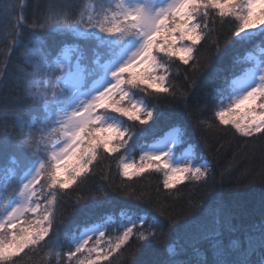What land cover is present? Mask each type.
<instances>
[{
	"label": "snow or ice",
	"instance_id": "obj_1",
	"mask_svg": "<svg viewBox=\"0 0 264 264\" xmlns=\"http://www.w3.org/2000/svg\"><path fill=\"white\" fill-rule=\"evenodd\" d=\"M27 9L0 13V264H264V203L184 201L215 183L193 133L264 183V0Z\"/></svg>",
	"mask_w": 264,
	"mask_h": 264
},
{
	"label": "trees",
	"instance_id": "obj_2",
	"mask_svg": "<svg viewBox=\"0 0 264 264\" xmlns=\"http://www.w3.org/2000/svg\"><path fill=\"white\" fill-rule=\"evenodd\" d=\"M14 2L15 0H0V13H2L6 4ZM26 2L28 4L26 14L28 15L29 19H31L32 5L35 3V0H26ZM221 44H223V38H221ZM239 52L240 54H247V50L244 48L240 49ZM201 88H204L203 84L201 85ZM164 111L166 114H170L173 117H178L182 115V106L176 107L174 109L166 108ZM209 136L210 143L214 144L216 142V137L212 134L211 130H209ZM192 141L194 144H199V155L212 161L215 168V183L212 187L207 189H192L191 193L189 192V189H185L184 201H187L189 194H191L196 199L201 197H203L205 200L213 198L215 200L230 203L242 209L244 212V219L247 222H258L260 208L262 203H264V183H261L258 177L260 168L259 157H257V159L252 162L240 159L235 161V163L230 166V162L233 159L232 151H222L219 154L214 152L209 153L208 150L204 148L203 143L200 141L198 133L192 134ZM197 162L200 161L198 160ZM253 169H255V171H253ZM113 171H115V166H113ZM229 171H231V175H228ZM112 179L115 183L119 184L121 178L112 177ZM104 183V181L97 177L93 182V190H95V184L103 185ZM149 184H151L152 188L154 189L156 186V180L154 178L151 180L145 179L143 181H137L136 178L133 179V187L137 191H139L142 186H147ZM115 198L119 199V197ZM174 210L176 212L181 211V206L177 204ZM150 254V251L145 252L144 250H141L138 258L146 259L150 256ZM112 259L113 264H125L127 255L123 257L115 256ZM39 260L40 258L37 257L34 260L27 261V264H39Z\"/></svg>",
	"mask_w": 264,
	"mask_h": 264
},
{
	"label": "rangeland",
	"instance_id": "obj_3",
	"mask_svg": "<svg viewBox=\"0 0 264 264\" xmlns=\"http://www.w3.org/2000/svg\"><path fill=\"white\" fill-rule=\"evenodd\" d=\"M139 155H140V154L137 153V154H136L137 158L135 159V157H133L132 159L139 161Z\"/></svg>",
	"mask_w": 264,
	"mask_h": 264
}]
</instances>
